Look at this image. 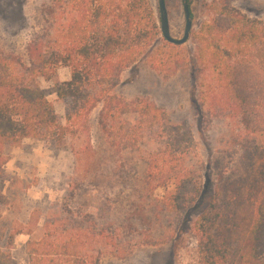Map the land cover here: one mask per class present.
<instances>
[{
    "label": "trees",
    "instance_id": "16d2710c",
    "mask_svg": "<svg viewBox=\"0 0 264 264\" xmlns=\"http://www.w3.org/2000/svg\"><path fill=\"white\" fill-rule=\"evenodd\" d=\"M230 4L216 3L214 17L191 37L194 107L202 123H232V174H221L213 185L192 162L195 142L185 126L173 125L164 108L147 100L113 95L122 73L139 62L151 58L157 70L166 67L165 45L155 50L163 37L151 0H52L44 9L47 27L28 44L27 61L0 49V181L10 147L27 139L61 146L87 131L89 114L102 103V120L120 151H138L148 141L158 145L141 159L147 192L164 189L154 217L175 212L188 191L195 196L199 264H264V160L256 161L264 158V20ZM61 67L70 71L69 81L54 90L66 104L63 120L39 83ZM131 113L137 115L135 125L124 120ZM7 203L0 191V215ZM137 208L127 218L131 229L147 218V209ZM24 233L8 234L0 264H12L16 236ZM136 242L124 245L125 251ZM120 244L121 237L87 215L46 221L42 236L27 242L26 254L29 264H99L100 245Z\"/></svg>",
    "mask_w": 264,
    "mask_h": 264
},
{
    "label": "rangeland",
    "instance_id": "374dc122",
    "mask_svg": "<svg viewBox=\"0 0 264 264\" xmlns=\"http://www.w3.org/2000/svg\"><path fill=\"white\" fill-rule=\"evenodd\" d=\"M151 1L159 15L158 0ZM223 1L189 0L193 28L188 42L181 46L166 45L168 42L162 38L155 50L165 45L162 49L165 69L157 70L154 61L147 58L125 70L113 91L117 98L128 102L141 98L164 108L173 125L185 126L195 142L192 162L197 164L200 175L211 176L213 185L221 174H232L237 151L232 145L229 120L202 123L195 110L192 74L196 41L191 35L214 17L212 8ZM228 1L250 18L264 20V0ZM51 2L0 0V49L4 54L27 61L28 44L47 27L44 9ZM166 6L171 35L180 39L185 29L182 2L166 0ZM220 23L224 25L226 21L221 19ZM69 79L70 71L64 67L50 80L39 79L62 120L66 104L54 90ZM103 108L100 103L89 114L86 132L71 136L61 146L27 139L8 149L6 174L0 181V191L8 201L0 215V247L12 230L32 231V236L17 235L12 250V264H29L26 244L42 236L46 221L83 220L91 215L107 227V232L121 237L123 244L119 249L100 245L99 264H199L193 223L200 206L195 196L188 191L175 212H158L160 216L156 219V201L164 196V189L158 188L152 195L147 192L148 186L142 180L146 166L141 159L152 154L158 145L148 141L138 151H120L107 133ZM136 118L131 113L124 120L135 125ZM263 160V157L256 159L258 163ZM151 182L152 186L156 184ZM138 206L147 209V218L141 226L131 229L127 218ZM133 239L137 242L130 251H125L124 245Z\"/></svg>",
    "mask_w": 264,
    "mask_h": 264
},
{
    "label": "water",
    "instance_id": "95a60500",
    "mask_svg": "<svg viewBox=\"0 0 264 264\" xmlns=\"http://www.w3.org/2000/svg\"><path fill=\"white\" fill-rule=\"evenodd\" d=\"M183 12H184V19H185V29L182 38H174L171 35L170 31V23H169V15L166 6V0H158V10H159V17H160V25L162 31V37L168 43L181 46L188 42L192 28H193V18L189 6V0H181Z\"/></svg>",
    "mask_w": 264,
    "mask_h": 264
}]
</instances>
